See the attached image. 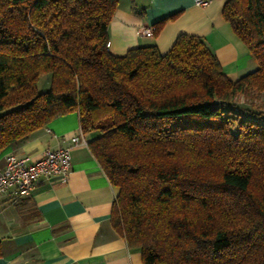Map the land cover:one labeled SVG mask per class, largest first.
Instances as JSON below:
<instances>
[{"label":"trees","instance_id":"16d2710c","mask_svg":"<svg viewBox=\"0 0 264 264\" xmlns=\"http://www.w3.org/2000/svg\"><path fill=\"white\" fill-rule=\"evenodd\" d=\"M118 4L0 0V154L77 113L119 190L110 223L143 264H264V0L223 7L258 64L235 82L196 36L112 54Z\"/></svg>","mask_w":264,"mask_h":264},{"label":"crops","instance_id":"0c3cea01","mask_svg":"<svg viewBox=\"0 0 264 264\" xmlns=\"http://www.w3.org/2000/svg\"><path fill=\"white\" fill-rule=\"evenodd\" d=\"M118 0L109 27V51L117 56L138 47L156 45L167 54L182 34L202 38L219 61L223 73L238 81L258 64L247 47L224 21L222 10L229 0ZM159 36L139 31L175 13ZM80 128L77 113L52 121L0 154L36 161L47 149L71 146L70 137ZM91 136L92 138H90ZM96 136L85 134L87 142ZM72 171L67 181L44 178L29 197L13 189L0 197V264H143L141 253L128 248L111 223L118 188L112 186L87 146L71 150Z\"/></svg>","mask_w":264,"mask_h":264},{"label":"built area","instance_id":"2783aa9c","mask_svg":"<svg viewBox=\"0 0 264 264\" xmlns=\"http://www.w3.org/2000/svg\"><path fill=\"white\" fill-rule=\"evenodd\" d=\"M195 3L197 6L205 7L208 0H196ZM139 34L152 38L154 30L152 27L144 28ZM70 142L69 147L47 149L36 161L15 154L8 155L5 166L0 168V197L11 189L19 196L29 197L32 190L44 178L58 177L62 181H67L72 171V148L88 144L81 128L70 137Z\"/></svg>","mask_w":264,"mask_h":264},{"label":"rangeland","instance_id":"374dc122","mask_svg":"<svg viewBox=\"0 0 264 264\" xmlns=\"http://www.w3.org/2000/svg\"><path fill=\"white\" fill-rule=\"evenodd\" d=\"M50 79H51L50 75H45L40 79L39 84H38V90L40 93H44V92L49 90ZM240 102H243L242 98L240 99ZM256 104H257L256 106L258 107L259 104L257 102H256ZM89 137L92 138L91 136H89Z\"/></svg>","mask_w":264,"mask_h":264}]
</instances>
